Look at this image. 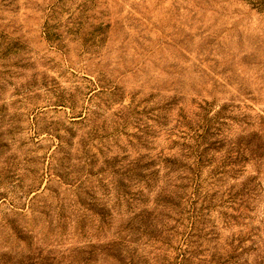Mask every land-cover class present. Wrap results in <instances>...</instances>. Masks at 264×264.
Instances as JSON below:
<instances>
[{
    "label": "rangeland",
    "instance_id": "rangeland-1",
    "mask_svg": "<svg viewBox=\"0 0 264 264\" xmlns=\"http://www.w3.org/2000/svg\"><path fill=\"white\" fill-rule=\"evenodd\" d=\"M193 199L264 255V0H0V264H172Z\"/></svg>",
    "mask_w": 264,
    "mask_h": 264
},
{
    "label": "trees",
    "instance_id": "trees-1",
    "mask_svg": "<svg viewBox=\"0 0 264 264\" xmlns=\"http://www.w3.org/2000/svg\"><path fill=\"white\" fill-rule=\"evenodd\" d=\"M196 188L197 185L195 184L194 189L196 190ZM194 200L195 199H193V203H191L192 208L190 213L184 218L187 221L186 227L188 229L182 233L180 243L175 248L176 255L173 258L172 264H191L194 258H198L207 264H250L247 256L252 253H255L257 259L255 264H264V255H261L257 252L258 246L256 245L253 237L255 235L258 236V233L248 234L245 237L232 236L231 241L228 243L230 250L222 249L221 253H212L208 259L206 257L201 258L200 255H202L205 250L198 247V241L201 238V228L198 230V226L200 219L201 224H203L205 219L203 217L205 214L203 208H196L194 205ZM181 213L182 210L180 214ZM235 219L236 217H233V220ZM172 228L173 227H171V229ZM207 235L208 234H205V236ZM156 239L157 237L153 236V241ZM247 240H249V245L245 243ZM196 242L197 244L194 245L193 243Z\"/></svg>",
    "mask_w": 264,
    "mask_h": 264
}]
</instances>
